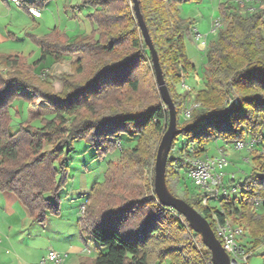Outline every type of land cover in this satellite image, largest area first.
<instances>
[{"label":"trees","instance_id":"16d2710c","mask_svg":"<svg viewBox=\"0 0 264 264\" xmlns=\"http://www.w3.org/2000/svg\"><path fill=\"white\" fill-rule=\"evenodd\" d=\"M49 1L22 0L21 7L33 6L40 10ZM137 1L175 106L178 135L183 143L181 156L168 158L166 164L165 182L173 194L169 181L178 180L180 170L171 167L183 163L186 171V144H193L194 154L202 156L206 144L212 140L244 143L261 137L264 143V0L244 11L243 5L230 4L228 0L219 4V14L226 24L209 43L205 54V85L193 95L200 107L192 109L188 120H181L180 114L192 96L188 90L183 94L174 90V83L183 81L185 74L194 69L184 49V35L190 22L179 16V6L201 0ZM118 2L79 0L83 7L90 9L86 17L91 31L70 41L54 28L37 38L41 55L33 62L28 63L20 55L0 56L9 69L8 77H0V191L13 193L32 220L42 223L47 215L59 214L58 192L68 178L65 158L71 141L83 140L96 148L111 150L118 145L115 136L125 133L133 139L136 137L134 144L120 148L119 161L108 163L103 180L93 185L84 203V218L89 223L85 231L106 246L107 251L93 258L81 257L79 264H150L152 246L159 252V262L168 258L169 264H213L211 252L200 234L189 226L183 215L162 206L153 188L149 195L137 193L138 196L110 209L98 208L107 197L108 177L117 180L115 186L121 191L131 188L134 191L137 167L143 164L152 139L161 138L168 119L167 107L160 95L158 101L137 109L121 108L111 102L107 111L96 110L97 105L104 106L112 96L117 103L137 99L144 84L139 71L146 63L155 82L150 53L142 35L131 37L134 49L124 51L128 34L123 27V5L118 8ZM74 53L81 56L69 62L70 73L59 76V92L53 89L47 72H42L44 78L34 72L48 56L62 62L64 56ZM232 88L238 94L236 103L229 101L234 96ZM26 90L44 100L53 114L40 118L36 125L24 122L11 130L7 105L17 96L28 100ZM251 162L260 166L264 155L255 153ZM187 179L196 191L184 200L208 220L213 231L212 212L220 221L240 220L249 228L255 246L264 243V168L251 169L240 183V197H222L220 207L203 206L202 193ZM228 179L234 181V178ZM226 185L223 184L224 188ZM258 202L263 206L261 212L254 210ZM186 233L200 238L199 247ZM242 246L249 250L245 244Z\"/></svg>","mask_w":264,"mask_h":264},{"label":"rangeland","instance_id":"374dc122","mask_svg":"<svg viewBox=\"0 0 264 264\" xmlns=\"http://www.w3.org/2000/svg\"><path fill=\"white\" fill-rule=\"evenodd\" d=\"M122 1L123 2L120 3L119 0L118 8L123 5V9L121 8L123 11V27L128 34V38L124 43V51L129 52L134 49V46L130 42V38L133 36H141V31L137 26L138 24L135 18L132 1ZM224 1L226 0H201L200 2H184L179 6V16L190 22L187 27L188 33H185L184 35V49L189 61L194 66V69L185 74L183 81L174 83V90L177 94H183L188 89L192 96V98L187 102L188 105L194 103L193 95L205 85L204 71L207 69L205 54L207 53L209 43L216 37V34L210 33V29L211 27H215L216 22L217 26L215 33L219 28H223L225 26L226 22L219 14V3ZM228 1L230 4L233 3L243 5L241 9L244 11L246 7L250 10L257 6L259 0ZM6 2L8 5L0 0V27L5 25L8 27L9 31L15 34V36L10 39H7L5 36L6 39L3 42H0V52L3 53V55H19L23 53V57L28 63L33 62L41 55V48L37 38L45 32L43 26L44 20L43 18L32 19L27 15L26 9L23 7H16L12 3H9L8 1ZM55 2V0H52L49 4H47V7L54 11V17L58 20L63 16V14L55 11ZM75 9L81 14L78 17H75L76 15L73 14V16L79 21L75 22L73 20H68L67 22V20H65L68 24H70L69 26H73L75 23H80L76 28H71L70 34L72 37H74V35H83L85 33L82 26L85 21L84 7L81 4H77ZM215 12L216 14L214 15ZM69 15H72V13L70 12ZM211 19L212 22L210 23ZM32 20H35V22H32ZM195 30L202 35L200 40L195 39ZM201 40H203L204 43H201ZM78 56L80 57L81 53L73 56V58ZM68 57L71 58L70 56ZM102 57L105 59L106 55L103 54ZM69 62L70 60L68 58L62 62H56L51 56H48L47 59L39 65V67L34 69V72L40 75L41 78H44L42 72H47L49 74L47 79L51 82L55 92H59L61 89L59 76L64 73H70ZM20 69L25 70L22 66ZM8 72L9 69L6 68L3 58L0 57V77H8ZM139 75L143 77L144 84H141V92L138 93L137 99L129 103H123L118 100L117 103L114 101L115 97L112 96L103 103L104 106H96L97 112L101 113L107 111L111 102L115 105L118 104L121 108L137 109L158 101L159 92L157 91V88H155V82L152 79V72L148 63L141 68ZM231 90L234 96L238 97L235 89L232 88ZM26 96L28 97V100L25 97L17 96L11 99L7 105L10 120L9 127L11 130H15L20 123L24 122H31L36 125L38 124V120L40 118L50 117L53 114V110L50 106L32 91L26 90ZM116 98L120 97L118 96ZM180 118L181 120H188L183 117L182 112L180 114ZM135 138L133 139L125 133H119L114 138V140L118 141V145L111 150L96 148L83 140L71 141L69 147L70 152L65 158V164L68 167V178L66 184L58 192L60 214L47 215V220L45 218V224L43 226L39 224L40 222L33 221L32 217L29 215L26 225L23 226L31 231V233H29V237L25 236L26 244L32 246L35 253H39L47 247H53L57 251L64 250L65 248L67 249V238H69L68 236H71L72 239V235L78 232V227L82 232V235H88L85 231L89 225L87 220L84 218L86 216L84 211L85 200L89 197L93 185L103 180L108 163L110 161L114 163L119 161L120 148L134 144ZM160 139L161 138L157 141L152 139V143H149L151 145L149 150L144 154L143 164L137 167L139 172L135 174L136 187L133 189L134 191H132V188L128 191H125L126 189L121 191L115 186V182L117 180H115V178L108 177L105 183V188L107 189L105 196L108 198L105 197L99 203L98 208L110 209L121 204L125 199L127 200L131 197H135L137 193L138 195L142 194V196L151 194L150 189L153 188L152 178L154 175V158ZM114 140H112V143ZM222 144V141H219L218 143L216 140L209 141L206 144L207 154L212 156L216 155L218 148H220ZM228 144L229 146H223L229 161V165L225 168V171L227 176L230 178L231 174L234 175V181L230 182L227 176L224 178V183L227 184V188L225 189L229 193L228 196L225 197L230 196L239 198L241 194L240 183L242 182L244 176L253 168L257 167L259 170L264 168V162H261L260 166H255L251 162L255 153L264 155V143L262 142L261 137H258L255 140L249 139L248 142H244V147L241 149H235L232 146V143ZM182 146L183 143L180 139V135H178L177 139L174 141V145L168 158L181 156L180 148H182ZM65 148L67 149V147ZM254 148L256 150H254ZM182 164L176 163L174 167H171V169L173 168L172 170H180V174L178 180L173 179L172 181H169V184L173 195L184 200V198L192 197L196 189L190 185L189 180L187 179L188 177L186 175V171L182 168L184 167ZM125 181H127V178ZM124 195L125 197L123 198ZM222 197L223 196L221 194L211 197L206 206L220 207ZM254 210L257 212L263 211L262 203L258 202L255 205ZM231 221L235 224L239 223L244 229L241 243L247 246L249 252L251 251V255L246 264H263L264 256L261 255V253L264 252V243L255 246L253 238L250 235L249 228L238 219H233ZM33 223L35 225H33ZM12 225L15 229L16 224ZM167 230L171 234V228ZM186 236H189V238L193 240V244L199 247V237L189 235L188 233H186ZM87 240H89L87 246L92 253L91 255L90 253L88 254L87 249H85V253L78 254L79 257L93 258L94 255H97L98 253H105L107 251L106 246L100 245L99 242L92 237L87 238ZM49 249L51 248H48V250ZM150 251V264L170 263L168 258H164L163 261L159 262V259H157L159 252L156 251L155 247L152 246ZM70 257L72 259L78 258L76 254H71Z\"/></svg>","mask_w":264,"mask_h":264},{"label":"crops","instance_id":"0c3cea01","mask_svg":"<svg viewBox=\"0 0 264 264\" xmlns=\"http://www.w3.org/2000/svg\"><path fill=\"white\" fill-rule=\"evenodd\" d=\"M6 5L8 0H1ZM52 0H50L43 9H40L41 16L39 18L33 17L26 9L27 15L31 17L32 19H40L43 18L44 20V33L42 35H39V37L44 36L48 33H50L54 28L57 29V33L61 35L62 37H65L67 40H73L80 35H72L70 34L71 28H76L78 24H74L73 26H69L68 20L73 21H79L77 18L79 15V11L75 9V6L77 4L80 5L79 0H55V11L60 12L63 14L61 18L56 20L53 14V10L48 8L47 4H49ZM11 3L10 1H8ZM221 3V2H220ZM219 3V4H220ZM13 4V3H12ZM14 5V4H13ZM15 6V5H14ZM18 7V6H16ZM21 7V6H20ZM25 9V8H24ZM85 10V21L82 25L84 28L85 33L83 35L88 34L92 26L87 21V14L90 12V9L88 7H84ZM72 13V15H69V13ZM81 12V10H80ZM76 15L75 17L73 16ZM216 12L214 13V15ZM213 15V16H214ZM213 18V17H212ZM67 20V22L65 21ZM32 22H35V20H32ZM212 22V19L210 23ZM40 25V24H38ZM7 37V39L14 38L15 34L8 30V27L5 25L0 27V42H3ZM41 48V46H40ZM79 53H74L72 55H66L64 56L65 59L74 60L78 57L73 58V56L78 55ZM3 53L0 52V56H2ZM12 55V54H11ZM20 56H23L22 54H19ZM70 56L71 58H69ZM27 61V60H26ZM221 141L220 139L216 140L218 143ZM220 147H226L229 146L228 142H223ZM205 155H208L207 152H205ZM228 177V176H227ZM60 214V213H59ZM29 218V212L27 208L21 204V202L17 199V197L8 191H0V264H32L38 260H40L42 257L46 256L48 252V248H51L55 251L53 247H47L45 250L35 253L34 248L28 244H26V237H29V229H26L25 226L27 223V220ZM47 220V218H46ZM12 224H16V228H13ZM40 225H44L45 221L42 223H39ZM33 225H35L33 223ZM79 225V224H78ZM20 227V228H19ZM31 237V236H30ZM67 238V249L64 250H58L57 252L61 255L66 254V256L63 258V261L61 264H79V259L82 257H79V253H85V249H87V253L91 255V250L88 248V241L87 238H90L89 235H82V232L79 230L78 232L74 233L71 236H68ZM25 239V240H24ZM71 254H76L78 258L72 259L70 257ZM96 255H94L95 257ZM53 264V263H51Z\"/></svg>","mask_w":264,"mask_h":264},{"label":"built area","instance_id":"2783aa9c","mask_svg":"<svg viewBox=\"0 0 264 264\" xmlns=\"http://www.w3.org/2000/svg\"><path fill=\"white\" fill-rule=\"evenodd\" d=\"M15 6L20 7L22 0H8ZM27 11L36 18L41 16V12L38 8L28 6ZM217 22L215 27L210 29L211 34H216ZM202 35L195 32V39L200 40ZM201 43H204L201 40ZM188 90V89H187ZM230 102H237V97L233 96L229 99ZM200 107L199 102H194L191 105L186 104L182 110V115L185 119H189L192 109ZM232 146L235 149H241L244 147V143L241 141H234ZM184 160L187 164L186 175L197 187L198 191L202 193L201 204L206 206L208 200L211 197L221 194L223 197L228 196V191L224 188V178L227 176L225 168L229 165L228 156L223 147L218 148L216 155H202L198 156L194 154V145L186 144V152L184 153ZM231 178L234 175L231 174ZM211 222L214 228V234L219 240L222 248L229 257L230 264H246L251 251H246L241 243V238L244 234V229L239 223H233L229 218H224L220 221L215 213H211ZM66 254L61 255L53 249H49L46 256L32 264H61Z\"/></svg>","mask_w":264,"mask_h":264},{"label":"water","instance_id":"95a60500","mask_svg":"<svg viewBox=\"0 0 264 264\" xmlns=\"http://www.w3.org/2000/svg\"><path fill=\"white\" fill-rule=\"evenodd\" d=\"M132 1L138 27L150 53L155 83L160 98L166 105L168 111L167 125L159 141L154 158L153 191L162 206L170 207L183 215L189 226L195 232L200 234L203 244L211 252V260L213 264H230L229 257L222 248L219 240L216 238L208 220H206L192 205L171 194L167 189L165 182L166 164L174 138L178 135L176 110L163 76L157 52L141 15L138 1Z\"/></svg>","mask_w":264,"mask_h":264}]
</instances>
